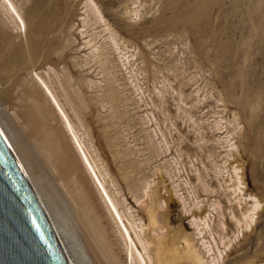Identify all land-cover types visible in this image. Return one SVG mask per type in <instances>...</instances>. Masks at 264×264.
<instances>
[{
    "label": "rangeland",
    "instance_id": "1",
    "mask_svg": "<svg viewBox=\"0 0 264 264\" xmlns=\"http://www.w3.org/2000/svg\"><path fill=\"white\" fill-rule=\"evenodd\" d=\"M32 1L14 0L24 18L35 10ZM86 1L94 3L98 13L87 8ZM68 2V23L57 38L43 42L45 51L34 60L36 71L6 66L8 53L0 59V118H4L5 126L14 134L32 171L41 176L47 194L72 215L75 233L93 263L103 264L98 261L99 254L81 211L39 148L25 117L24 90L32 85L34 72L57 90L54 92L61 104L64 102L70 119L75 126L78 124L76 127H80L85 141L94 145V154L100 156V163L109 168L112 180L117 182L106 185L114 190L117 199H126L120 203V209L132 207L133 214L138 215L136 219L145 221V216L134 196L141 195L146 181L158 182L163 175L174 192L173 204L183 209L186 201L190 212L197 205L207 209L214 214L213 231H220L219 222H230L231 210L223 196L224 189L213 181L216 166L229 165H225L229 140L236 145L235 153H244L240 158L244 169L240 175L247 184L245 194H254L262 204L261 212L264 208V29L261 28L264 0ZM3 9L0 3L2 32L7 34L10 45L23 44L27 38L24 28L22 31L15 28ZM193 16L197 17L195 22L189 19ZM86 17L89 18L84 23ZM116 19L133 26L134 34H127L116 25ZM50 116L51 126L60 130L62 121L54 113ZM73 154L69 153L76 175L99 205V196ZM199 176L201 179H197ZM207 182L209 187L204 186ZM216 202L220 206L214 211L211 205ZM101 213L106 215L102 207ZM191 213L183 212L180 226L181 230L190 228L189 233L196 229ZM259 227L254 230L252 225L247 232L245 229L238 233L234 222L227 225L226 233L232 242L228 249L220 244L225 259L221 264L228 260L226 254L250 242L256 244L254 250L259 252L240 264H264V227ZM109 228L117 244L115 225L110 223ZM206 238L212 241L209 233ZM115 246L120 252L118 244ZM212 254L207 257L211 258Z\"/></svg>",
    "mask_w": 264,
    "mask_h": 264
},
{
    "label": "bare ground",
    "instance_id": "2",
    "mask_svg": "<svg viewBox=\"0 0 264 264\" xmlns=\"http://www.w3.org/2000/svg\"><path fill=\"white\" fill-rule=\"evenodd\" d=\"M76 1L73 0L74 3ZM32 2H34L35 10L24 18L20 11L21 8H18L19 5L17 6L14 0H0L2 8H4L3 10L14 21L15 28L21 31L24 28L23 31L25 33L23 34H26L27 37L23 44L17 46L10 45L7 40V34L3 33L0 28V59L8 53L9 58L6 66L14 68L24 67L25 69H31L33 72L36 71L34 60L44 50L43 42L57 38L66 23H68L70 5L68 0H33ZM84 3L93 13H98V9L94 3L90 4L88 1ZM88 18L84 19V23ZM189 19L195 22L197 17L193 16ZM115 24L120 26L127 34H134L133 26L118 19H116ZM261 28L264 29V26ZM111 37L114 41L112 35ZM115 45H117L116 42ZM23 70L21 71L22 73H24ZM34 76L31 82L32 85L29 84L24 90V101L27 104L25 106V117L31 127L34 139L39 144V148L47 155L48 160L52 163V168L58 173L60 180L69 189V193L74 199L72 200L76 202L81 211L85 226L99 254L97 256L98 261L100 259L103 264H221V260L225 261V259L223 257L224 250L220 248V244L224 245L225 249H228L232 242V238L226 233L227 225H231L234 222L235 226L238 227V233L245 229L247 232L252 225H254V230L259 226L264 227V208L260 212L261 202L253 196L254 194H245L246 183L242 177L243 175H240L242 174L240 171L244 170L240 159L244 157V153L239 151L235 153L236 145L231 143V140L227 141V148L229 150H227L225 161V165L227 163L229 165L223 168H221L222 166H219L220 168L216 166L217 170L214 172L216 180L213 181L211 179L213 184L217 181L221 189H224L226 195H223L224 193L222 195L226 196L227 202L230 204L229 209L231 213L229 217L231 220L230 222L227 221V223L221 220L218 225L220 231H213L214 214L210 211L207 212V209L197 205L195 210H191V213L190 209L188 210L186 207V201L183 209H180L181 205L177 206V203L173 204V200H175L173 197L174 192L170 185L166 183L167 181L163 175L158 182L146 181L140 191V196L137 194L136 196L138 197L134 196L135 194L133 195L136 202L139 203L141 211L144 213L145 221L143 219H136L138 215L135 216L133 214L131 211L132 207L124 208L122 206L124 209H120V203L124 200L126 201V199H123V201L117 199L114 190L112 191L109 188L110 186L106 185L108 183H117L115 180H112L114 177L111 176L109 168L103 167L104 165L100 163L102 159L99 155H95V152L92 150L94 145L92 146L91 143L85 141V138L80 134V127H76L78 124L74 125L65 111L64 105H62L64 102L61 104L59 96L54 92V90H57H53L52 85L50 86L48 81L39 73L34 72ZM60 80L58 81L60 82ZM108 95H111V92ZM110 98L113 97L111 96ZM73 109L75 110L76 108ZM51 113H54L62 121V128L60 130L51 126ZM77 116L79 114H76ZM1 118L0 132L39 200L68 263L94 264L80 243L77 237L78 233H75L72 215H69L63 207L60 208L57 205V201L55 202L47 194L41 176L33 172L34 170L25 156L26 154L24 155L19 150V144L14 134L5 126L6 123L3 122L4 118L3 120ZM79 118L81 117L79 116ZM70 152L74 153L75 159L82 165L84 176L91 182L93 190L99 196V205L91 197L92 195L86 189L84 182L76 175L75 166L69 155ZM261 168H263V165ZM197 179H201V176ZM189 184L191 185V183ZM205 185L208 186V182ZM195 187L197 188V186ZM213 187L214 189L217 188L216 186ZM137 188L139 189V187ZM116 194L119 195V193ZM217 205L220 206V203L216 202L211 205V207H214V211H217ZM101 207L106 212V215L101 213ZM182 210H184L183 212L192 214L190 216L193 218L192 224L196 226V229L191 231L192 233H189V227L188 230L180 229L183 218ZM224 216L226 215L224 214ZM110 223L115 225V235L117 237L118 248L121 250L120 252L117 251L115 246L117 244L112 240L109 228ZM208 233L212 241L210 239L207 240L206 234ZM250 244L251 242L247 243V245L243 244L239 249L232 251L231 254H226L228 260L225 264H240L245 258L253 256L255 253L258 254L259 250L258 252L254 250L256 244H251L252 246ZM215 248L217 252H215ZM211 252L214 253L211 255L212 257H207V254L210 255ZM246 264L262 263L248 262Z\"/></svg>",
    "mask_w": 264,
    "mask_h": 264
},
{
    "label": "water",
    "instance_id": "3",
    "mask_svg": "<svg viewBox=\"0 0 264 264\" xmlns=\"http://www.w3.org/2000/svg\"><path fill=\"white\" fill-rule=\"evenodd\" d=\"M0 264H69L1 132Z\"/></svg>",
    "mask_w": 264,
    "mask_h": 264
}]
</instances>
